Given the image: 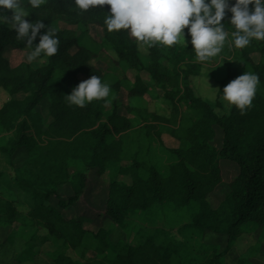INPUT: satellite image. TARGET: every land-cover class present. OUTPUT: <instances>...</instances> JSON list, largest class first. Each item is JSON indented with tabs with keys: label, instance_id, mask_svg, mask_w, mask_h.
<instances>
[{
	"label": "trees",
	"instance_id": "trees-1",
	"mask_svg": "<svg viewBox=\"0 0 264 264\" xmlns=\"http://www.w3.org/2000/svg\"><path fill=\"white\" fill-rule=\"evenodd\" d=\"M27 10L26 19H42L49 27L57 28L58 20L80 28L100 26L101 49L123 72L139 73L134 85L125 78L107 80L91 64L96 52L80 43L75 30L58 28L59 49L48 56L47 64H40L45 57L41 54L13 67L7 50L30 49L17 39L14 29L0 24V88L11 95L0 108V135H4L0 156L12 169H0L1 226L15 222L18 230L41 229L44 241L57 246L56 264H219L226 250L219 253L217 245L205 243L206 231L227 236V249L256 227L261 230L258 238H264V41L254 40L243 49L226 45L218 54L230 61L221 62L215 71L221 91L246 71L259 75L252 106L241 112L233 105L221 114L215 102L195 93L190 78L199 74L202 64L191 43L147 46L149 61L144 63L143 48L126 30H107L104 18L110 5L81 12L71 0H44L38 9ZM226 27L231 30L230 24ZM39 38L38 34L35 43ZM186 38L190 41V36ZM256 51L261 55L258 63L252 57ZM142 71L164 91L170 117L149 113L148 107L135 103L149 91ZM79 73L101 76L111 85L110 96L84 107L70 105L66 94L81 82ZM123 87L132 98L127 111L136 112L143 121L138 126L118 112L117 95ZM47 96L53 120L42 130L37 107ZM163 132L180 146L167 147L161 140ZM218 134L221 145L214 143ZM22 147L28 150L26 156L19 155ZM224 161L234 163L238 173L213 207L209 197L223 181ZM94 169L100 175L108 172L111 178L100 216L124 234L119 242L112 241L104 223L95 229L82 217L66 218L62 213L84 195ZM61 184L69 185L66 200L58 192ZM16 189L33 202L27 212L14 204Z\"/></svg>",
	"mask_w": 264,
	"mask_h": 264
},
{
	"label": "clouds",
	"instance_id": "clouds-1",
	"mask_svg": "<svg viewBox=\"0 0 264 264\" xmlns=\"http://www.w3.org/2000/svg\"><path fill=\"white\" fill-rule=\"evenodd\" d=\"M42 2L0 0V24H7L15 30L17 39L26 42L29 61L41 54L55 55L60 45L57 28L45 25L42 19H26L30 13L27 8L38 9ZM71 4L81 12L110 5L104 18L109 32L126 30L140 48L157 44L186 47L191 43L200 62L217 57L226 45L243 49L254 40L264 41V0H71ZM9 10L11 15L7 14ZM229 13L230 19L225 23ZM226 24L231 25V30ZM45 28L47 31L41 33ZM38 34L39 42L35 43ZM258 83L259 75L246 71L224 86L223 98L244 112L252 106ZM110 91L111 85L94 74L75 85L66 100L70 105L84 107L93 100L109 97Z\"/></svg>",
	"mask_w": 264,
	"mask_h": 264
},
{
	"label": "rangeland",
	"instance_id": "rangeland-1",
	"mask_svg": "<svg viewBox=\"0 0 264 264\" xmlns=\"http://www.w3.org/2000/svg\"><path fill=\"white\" fill-rule=\"evenodd\" d=\"M28 16L26 18H28ZM56 27L61 30H75L82 45L88 46L91 49L93 48L94 50L98 49L95 43H97V40L99 39L102 33L98 29V27L93 25H88L87 27H85L83 25L80 28L78 25L67 24L66 21L63 20H58L56 23ZM92 39L96 40V42H92ZM28 53L29 52H27L25 49H8L5 55L10 60L12 66L16 67L21 62L29 61L27 59ZM252 57L255 62L258 63L261 58L260 52L256 51L252 54ZM224 59L225 57L217 56L209 60L208 62L199 61L201 64H203L201 70H199V74L202 73V75L197 78L204 79L208 76H210V79L213 78L212 71L219 70L218 66L221 62L223 64L224 61L226 65H229L230 61ZM48 60L49 57L45 56L40 61V64L45 65L47 64ZM97 63L99 64V59H97ZM103 66L106 67L105 69L108 70H116L114 69V67L109 68L110 64L107 61H104ZM193 69H195V67ZM58 72L59 75L63 74L62 70H58ZM198 75H193L190 78L193 87L195 84V76ZM78 77L81 81L88 79V76L83 73H79ZM56 78L58 79V77ZM218 85V88L213 89L214 93H211V95L208 96L207 100H209L210 102H215L214 108L218 110L221 114L223 113V111L224 113L227 111L230 112L233 105H230L226 100L224 102L223 97L219 99V95L222 94L221 92L223 90L221 91V84L218 83ZM199 89L203 90L202 87H200ZM10 99L11 95L8 93V91L4 90L3 88H0V108L5 102ZM224 103L227 105V110H224L221 106ZM41 111L43 115H38L39 122L42 126V130H45V128H47L48 125L52 122L49 121L50 119H52V116L50 118V111L47 106L42 107ZM1 135L0 136L2 138L4 135ZM161 140L166 145L162 137ZM178 142L179 141L176 139L172 143H167L168 145L166 146L171 148L175 143L179 144ZM214 143L216 145H221V138L219 134L217 135V139L214 141ZM27 152L28 150L22 147L19 152V155L23 154L24 156H26ZM123 163L126 164V162ZM221 167L224 176L223 181L217 187L214 194L209 197L210 203L213 207L219 205L221 198L228 191L230 181L234 179V177L238 173L237 166L234 163L224 161L221 163ZM0 169H7L9 171L12 170L10 166L6 163L3 156H0ZM107 173L100 175L96 172L95 169L91 170L89 172V184L84 195L76 204L64 208L62 210V213L66 218H72L76 216L82 217L86 219V222H88V226H92L95 229L104 223L105 228H109L111 230L110 235L112 241L119 242V240L125 239L124 234L121 232L117 225L111 223L109 219L102 218L100 216V214L104 212V199L105 197H107V192L105 188L106 182H109V177ZM16 190L17 195L16 198H14V204L17 208H20L21 211L27 212L33 202L30 197L25 194V192H22L20 189ZM58 192L60 196L63 197V200H66L67 194L70 192L69 185L61 184L58 187ZM57 202V199L52 200V203L54 205H57ZM18 227L19 224L15 222L11 225L7 224V226L6 224H4V226H1L0 224V264H56L53 255L55 254V248L57 246H55L53 241H44V233L41 229L36 230L31 226H25L18 230ZM260 232L261 230L259 229V227H256L253 234L248 233L237 238L234 242H232V244L229 245L228 249V237L213 234V232L211 231H206V233L204 234V242L207 244L217 245L219 253L226 250V253L222 254L219 258V264H264V238H262V240L258 238ZM90 255L94 256V253H90Z\"/></svg>",
	"mask_w": 264,
	"mask_h": 264
},
{
	"label": "crops",
	"instance_id": "crops-1",
	"mask_svg": "<svg viewBox=\"0 0 264 264\" xmlns=\"http://www.w3.org/2000/svg\"><path fill=\"white\" fill-rule=\"evenodd\" d=\"M91 25L98 27V29L102 32L101 36L97 40V43H95L97 45L98 49L94 50L92 48L93 51L96 52V57H94L92 59L91 64L93 66L100 68L101 70L100 69L99 70L101 71L103 77L104 76L107 78L109 77V79H107V80H110V77H117L119 79L125 78L127 81H129V84L134 85V83L136 81V77H137L139 72L137 70L131 69L125 73V72H123V70L118 68L114 64L112 56L108 52L101 49V47H100V45L103 41V37H104L103 29L98 25H95V24H91ZM132 38L135 39L134 37H132ZM92 40H93L92 42H96V40H94V39H92ZM147 49H148L147 46L143 47V51L141 53L143 58H144V63H148V61H149ZM97 59H99V64L97 63ZM104 61H107L110 64L109 68L114 67V69H116V70L105 69L106 67L103 66ZM212 73H213V78H211V79H210V76H208L207 78H204V79L197 78V77H200L202 75V73H200L198 76H195V80H194L195 81V84H194L195 93L199 96H202L204 99H208V96H210L211 93H214L213 89H217L219 86L217 81L215 80V70H213ZM140 75L143 77V81L149 86V89H148L149 91L147 94L143 95V97L135 98L136 99L135 103H138V106H140V107H142V106L148 107L149 113L157 114L159 116H163L166 118L170 117L171 106L164 97V91L158 87H155L154 84H152V81H151V78H150V75L148 72L142 71V72H140ZM86 76H88V75H86ZM89 77L90 76H88V78ZM196 79H197V81H196ZM200 87H202L203 90L199 89ZM117 102H118V106H119L118 107L119 114L127 116L128 118H130V120L137 126L142 124L143 121L136 112H128L126 109L128 106H131L132 98L129 96V91L127 89H125V87H123L121 89V91L119 92V94L117 95ZM50 105H51V99L49 96H47L45 99H43V101L37 107L38 115H43V113L41 111L42 107L47 106V108H49V111H50ZM50 118H51V115H50ZM52 120H53V118L50 119L49 121H52ZM161 137H162L163 141L166 143V145H168L167 143H172L173 141L176 140L175 138H173L168 133H163ZM178 143L179 144L175 143L171 148H178L180 146V142H178ZM124 165L125 166L128 165L127 162ZM108 177H109V175H108ZM108 181H109L108 183L106 182V187L110 183V177H109Z\"/></svg>",
	"mask_w": 264,
	"mask_h": 264
}]
</instances>
